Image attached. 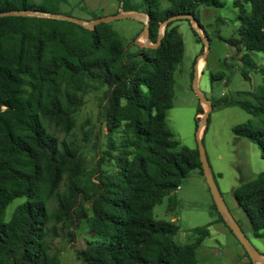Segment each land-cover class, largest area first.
<instances>
[{
    "label": "trees",
    "instance_id": "16d2710c",
    "mask_svg": "<svg viewBox=\"0 0 264 264\" xmlns=\"http://www.w3.org/2000/svg\"><path fill=\"white\" fill-rule=\"evenodd\" d=\"M116 1L122 11L147 16L150 43L169 16L192 14L198 20L199 4H217ZM48 5L0 0V12L56 13ZM232 5L239 27L238 38L229 42L264 52V0H233ZM177 20L164 25L156 47H145L134 43L142 28L125 44L108 22L89 29L58 18L0 16V264H59L46 242L48 233L55 234L57 223L74 231L83 219L95 239L74 252L81 264H196L195 248L209 234L208 226L195 228L194 241L182 244L174 240V222L153 218L154 205L171 195L189 170L202 173L197 148L179 145L165 123L183 50ZM241 60L264 81V66L246 53ZM88 93L95 97L97 126L86 118L77 133L76 116ZM214 105H237L262 117L259 124L247 121L232 131L254 141L264 161V82ZM203 111L199 105L196 122ZM232 196L253 235L261 237L264 169ZM16 198L23 200L6 218V207ZM174 202L170 199L169 209ZM218 219L231 232L219 212Z\"/></svg>",
    "mask_w": 264,
    "mask_h": 264
},
{
    "label": "rangeland",
    "instance_id": "374dc122",
    "mask_svg": "<svg viewBox=\"0 0 264 264\" xmlns=\"http://www.w3.org/2000/svg\"><path fill=\"white\" fill-rule=\"evenodd\" d=\"M43 1L28 0L29 3L36 4ZM45 1L49 4L47 10L89 21L94 19L92 13L105 16L122 11L116 0ZM215 1L217 4L214 5L201 3L196 10L197 21L209 38L207 51L202 47V37L199 35L201 39L197 41L187 20L181 18L175 21L183 50L181 62L173 73L171 107L166 111L165 123L179 145L192 149L197 146L196 128L202 117V114L197 115L196 122V109L199 105L203 110L207 107L205 103H200L192 88L196 63L197 89L212 104L222 97H236L240 92L251 91L264 82L258 70L241 60V56L246 53L258 67L264 66V52L245 50L229 42L233 38H238L239 21L236 18L237 11L232 5L233 0ZM160 4L166 7L169 1L161 0ZM25 15L37 16L32 12ZM140 22L125 18L108 23L122 37L125 44H130L132 38L143 27ZM201 34L205 38L202 30ZM134 43L141 46V33L134 39ZM203 52L205 56L199 57ZM216 75L220 77L212 78ZM86 118L97 126V106L93 93L85 96V103L76 116L75 132H79ZM261 120V116L248 113L237 105H214L205 124L206 130L202 135L201 128L200 136L209 169L227 209L252 246L264 257V229L261 237L253 235L246 216L236 206L232 196V191L236 187L254 180L264 169V161L257 144L247 137L236 136L232 127L247 121L259 124ZM56 135L59 138L63 137L61 132H56ZM84 155L86 162L91 164L92 154L86 151ZM170 199L175 201L172 209L168 208ZM22 200L23 198H16L6 207V218ZM213 203L203 174L198 168H194L187 172L179 187L171 195L164 196L154 205L153 218L174 222L178 226L174 240L182 244L194 241L195 228L208 226L209 234L195 248L196 264H247L249 259L245 256L242 245L218 219V212ZM71 230L73 229L57 223L55 234L50 232L46 237L50 251L58 256L59 264H81L74 252L82 248L86 241L95 239L89 232L87 219H83L77 229Z\"/></svg>",
    "mask_w": 264,
    "mask_h": 264
},
{
    "label": "water",
    "instance_id": "95a60500",
    "mask_svg": "<svg viewBox=\"0 0 264 264\" xmlns=\"http://www.w3.org/2000/svg\"><path fill=\"white\" fill-rule=\"evenodd\" d=\"M27 12H32L34 14H37V16H43V17H50V18H58V19H63L67 21H71L74 23H77L85 28L92 29L95 27L96 24L102 23V22H109L115 19H135L138 21H141L143 23V27L141 30V36H142V43L141 46L145 47H156L162 37L163 34V27L164 25L171 20L174 19H180V18H189L192 27L194 30L202 37V42L203 45L207 51L208 48V41L202 36L201 34V29L200 25L197 22V20L193 17L192 14H176L169 16L165 20H163L158 28V34L156 41L154 43H150L148 40V18L145 14L138 12V11H120L111 15H105V16H98L92 20H85L69 15H64V14H59V13H51V12H45V11H39V10H9V11H3L0 12V16L2 15H25ZM205 56V52H203L199 57ZM196 75H197V63H196V70L192 82V88L194 89L200 103H205L206 104V109L203 111L202 117L200 118V121L197 126L196 130V143H197V152H198V159L200 162V167L202 170V174L205 178V181L208 185L209 191L211 193L213 202L218 210V212L221 214L223 219L225 220L227 226L231 230V232L234 234V236L237 238V240L240 242L242 245L244 251L247 253L249 259L253 264H264V257L260 255L257 250L252 246V244L249 242V240L246 238V236L243 234L239 224L235 221V219L232 217L230 214L229 210L227 209V206L221 196V193L215 183V180L213 178V175L209 169V165L206 159L205 151L203 144L201 142V133L199 135V130L202 128L204 129V126L207 122V118L209 115V112L211 110V102L208 100L202 93H200L197 89V84H196Z\"/></svg>",
    "mask_w": 264,
    "mask_h": 264
},
{
    "label": "crops",
    "instance_id": "0c3cea01",
    "mask_svg": "<svg viewBox=\"0 0 264 264\" xmlns=\"http://www.w3.org/2000/svg\"><path fill=\"white\" fill-rule=\"evenodd\" d=\"M85 1H86V0H85ZM199 133H201L200 130H199Z\"/></svg>",
    "mask_w": 264,
    "mask_h": 264
},
{
    "label": "bare ground",
    "instance_id": "6f19581e",
    "mask_svg": "<svg viewBox=\"0 0 264 264\" xmlns=\"http://www.w3.org/2000/svg\"><path fill=\"white\" fill-rule=\"evenodd\" d=\"M199 135H200V133H199Z\"/></svg>",
    "mask_w": 264,
    "mask_h": 264
}]
</instances>
